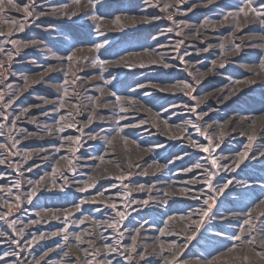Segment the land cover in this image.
Returning a JSON list of instances; mask_svg holds the SVG:
<instances>
[{
  "label": "rangeland",
  "instance_id": "374dc122",
  "mask_svg": "<svg viewBox=\"0 0 264 264\" xmlns=\"http://www.w3.org/2000/svg\"><path fill=\"white\" fill-rule=\"evenodd\" d=\"M236 239L264 249V0H0V264Z\"/></svg>",
  "mask_w": 264,
  "mask_h": 264
},
{
  "label": "bare ground",
  "instance_id": "6f19581e",
  "mask_svg": "<svg viewBox=\"0 0 264 264\" xmlns=\"http://www.w3.org/2000/svg\"><path fill=\"white\" fill-rule=\"evenodd\" d=\"M106 165L107 164H104L103 166H106ZM188 222H189V220L186 219L185 223H188ZM178 229L182 230V231H185V226H184V229H181L180 227H177L176 231H178ZM198 230H199V226L194 224V225H191L190 227H188L185 232L188 233L190 231V233H189V235H190L192 231H198ZM181 234L183 236L184 232H181ZM237 235H239V234H237ZM161 239H163L164 241H168L170 239H173L176 242H177V239L175 238L174 234L169 233L166 230H163L161 233H159V236H157L155 241H156V243H159V249L163 253H168L169 250L173 249V247L178 248L177 246H174V245L165 246V245L161 244L159 242ZM182 240H183V237L180 239V241H178V243H180ZM238 244L239 243H238L237 239L234 240V241H227V242L217 246V248L215 250H213L212 252L208 253L207 257H202L200 255L191 254L189 252L184 251L183 249H181V250L176 249L174 257L176 259L180 260V259H183V258L185 259L187 257L193 256V257H197L198 259L195 260L192 264H201V261H204L205 262L204 264L208 263L209 261H210L209 262L210 264H215V263H224L222 261L224 259L227 260V258L229 257L228 256L229 254H234L235 258L241 254L243 256V258L240 259L242 264H264V249H261L260 247H257L256 249H251V250H247V249L238 250V248L240 247ZM153 247H154V245H149V247H147V248L148 249L152 248V251H153L154 250ZM228 247H234V248L229 250V252H227V253H221V254L217 255L220 251H223V250L227 249ZM250 248H252V246ZM263 248H264V245H263ZM154 253H156V251L153 252L152 254H154ZM152 254H150V256ZM215 255H217V256H215ZM150 256L148 257V256H146V254H144L143 259L144 260L147 259V260L152 261ZM211 257L212 258L215 257V258H213V260H209V259H211ZM154 262L158 263V261H154Z\"/></svg>",
  "mask_w": 264,
  "mask_h": 264
}]
</instances>
